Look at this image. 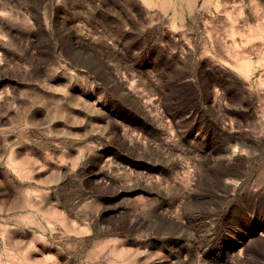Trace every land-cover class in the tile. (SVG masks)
<instances>
[{
	"label": "rangeland",
	"instance_id": "1",
	"mask_svg": "<svg viewBox=\"0 0 264 264\" xmlns=\"http://www.w3.org/2000/svg\"><path fill=\"white\" fill-rule=\"evenodd\" d=\"M0 264H264V0H0Z\"/></svg>",
	"mask_w": 264,
	"mask_h": 264
}]
</instances>
